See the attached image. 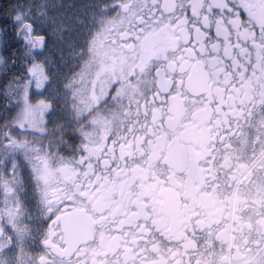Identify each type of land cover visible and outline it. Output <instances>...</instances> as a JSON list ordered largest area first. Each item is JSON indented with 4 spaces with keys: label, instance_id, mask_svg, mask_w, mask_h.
<instances>
[{
    "label": "snow or ice",
    "instance_id": "1",
    "mask_svg": "<svg viewBox=\"0 0 264 264\" xmlns=\"http://www.w3.org/2000/svg\"><path fill=\"white\" fill-rule=\"evenodd\" d=\"M0 75V264H264V0H17Z\"/></svg>",
    "mask_w": 264,
    "mask_h": 264
},
{
    "label": "trees",
    "instance_id": "2",
    "mask_svg": "<svg viewBox=\"0 0 264 264\" xmlns=\"http://www.w3.org/2000/svg\"><path fill=\"white\" fill-rule=\"evenodd\" d=\"M17 0H0V20H2L7 12L15 5ZM4 77L0 75V109L3 107L4 96L2 94Z\"/></svg>",
    "mask_w": 264,
    "mask_h": 264
},
{
    "label": "rangeland",
    "instance_id": "3",
    "mask_svg": "<svg viewBox=\"0 0 264 264\" xmlns=\"http://www.w3.org/2000/svg\"><path fill=\"white\" fill-rule=\"evenodd\" d=\"M75 3H82V4H85V3H88L89 0H74ZM50 54L53 58L54 61H56L57 63H60L61 66H65V62L67 61L68 57H67V54H63L64 56V59L63 61L61 60V55L62 53L59 51V48L56 44H53L51 50H50Z\"/></svg>",
    "mask_w": 264,
    "mask_h": 264
},
{
    "label": "flooded vegetation",
    "instance_id": "4",
    "mask_svg": "<svg viewBox=\"0 0 264 264\" xmlns=\"http://www.w3.org/2000/svg\"><path fill=\"white\" fill-rule=\"evenodd\" d=\"M67 3H75L74 0H66ZM75 4H82V3H75Z\"/></svg>",
    "mask_w": 264,
    "mask_h": 264
}]
</instances>
